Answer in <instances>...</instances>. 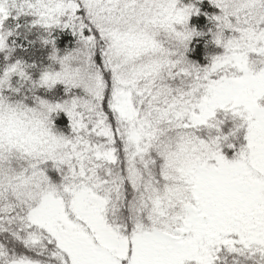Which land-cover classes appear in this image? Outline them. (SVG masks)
I'll return each mask as SVG.
<instances>
[{
  "label": "snow or ice",
  "instance_id": "6c2138e0",
  "mask_svg": "<svg viewBox=\"0 0 264 264\" xmlns=\"http://www.w3.org/2000/svg\"><path fill=\"white\" fill-rule=\"evenodd\" d=\"M0 264H264V0H0Z\"/></svg>",
  "mask_w": 264,
  "mask_h": 264
}]
</instances>
